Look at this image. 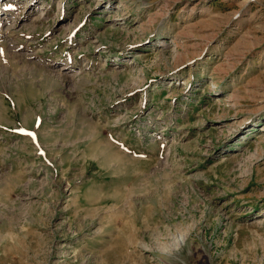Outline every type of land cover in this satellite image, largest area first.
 <instances>
[{"label": "rangeland", "instance_id": "374dc122", "mask_svg": "<svg viewBox=\"0 0 264 264\" xmlns=\"http://www.w3.org/2000/svg\"><path fill=\"white\" fill-rule=\"evenodd\" d=\"M0 264H264V0H0Z\"/></svg>", "mask_w": 264, "mask_h": 264}, {"label": "bare ground", "instance_id": "6f19581e", "mask_svg": "<svg viewBox=\"0 0 264 264\" xmlns=\"http://www.w3.org/2000/svg\"><path fill=\"white\" fill-rule=\"evenodd\" d=\"M59 76V75H58ZM60 77H62V76H60ZM58 79V78H57ZM60 79V78H59ZM109 147V146H108ZM107 151H108V149H106ZM102 153V152H101ZM119 153V152H118ZM106 154V153H105ZM113 154H116V153H113ZM119 157V156H118ZM106 158V157H105ZM112 158V157H111ZM106 160V159H105ZM110 160V159H109ZM113 160H116V159H113ZM118 160H119V158H118ZM112 163V162H111ZM116 163V162H115ZM121 164V163H120ZM116 165V164H115ZM114 166V165H113ZM111 167V166H110ZM130 168V167H129ZM124 170H128L127 169V167H125L124 168ZM111 172H113V171H111ZM110 172V173H111ZM115 173H116V171H114ZM142 172V171H141ZM127 175H129V172H126V174L125 175H123V176H117L116 178L117 179H123L124 177H126ZM132 175V174H131ZM139 175V174H138ZM143 175H145V176H147L148 174H146V173H144ZM137 176V175H136ZM150 176V175H149ZM148 176V177H149ZM140 177V176H139ZM147 177V178H148ZM130 179L132 180L129 184H127L125 187H124V190H128V192H129V190H136V189H138V188H140L141 186H140V184L142 183H140L139 181V179L137 178V177H135V172H134V174L130 177ZM149 180V179H148ZM147 180V181H148ZM145 181V180H144ZM146 181V182H147ZM145 182V183H146ZM142 184H144V183H142ZM140 186V187H139ZM143 186V185H142ZM148 186V185H147ZM124 190H123V192H124ZM117 193V192H116ZM129 194V193H128ZM145 194V193H144ZM93 195V194H92ZM99 195H100V193H99ZM130 195V194H129ZM135 195V194H134ZM137 195V194H136ZM140 195V194H139ZM138 195V196H139ZM101 196V195H100ZM133 196V195H132ZM124 197V196H123ZM122 197V198H123ZM149 197V196H148ZM122 198H114L113 199V202L114 203H120V202H122ZM134 198H136V197H134ZM96 199H98V202H105L104 200H108V198L105 196V197H98V198H96L94 195L93 196H89V200L93 203V202H96L97 203V201H96ZM127 199V198H126ZM133 199V198H132ZM156 200V199H155ZM130 201H131V199H130ZM127 202V201H126ZM146 202H150L149 200L148 201H146ZM91 203V204H92ZM106 203V202H105ZM142 203H143V201H142ZM145 203V202H144ZM95 204V203H94ZM102 204V203H101ZM146 204V203H145ZM140 205V204H139ZM142 205V204H141ZM132 206V205H131ZM145 207V206H144ZM133 208V207H132ZM134 209V208H133ZM132 209V210H133ZM148 210V209H147ZM132 212H134V211H132ZM149 225V224H148Z\"/></svg>", "mask_w": 264, "mask_h": 264}, {"label": "snow or ice", "instance_id": "6c2138e0", "mask_svg": "<svg viewBox=\"0 0 264 264\" xmlns=\"http://www.w3.org/2000/svg\"><path fill=\"white\" fill-rule=\"evenodd\" d=\"M29 135H32L31 133H29Z\"/></svg>", "mask_w": 264, "mask_h": 264}]
</instances>
